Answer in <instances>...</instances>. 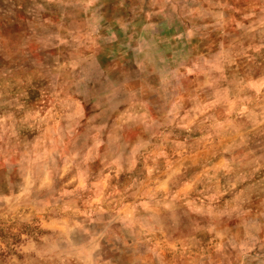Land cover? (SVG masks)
I'll return each mask as SVG.
<instances>
[{
  "label": "rangeland",
  "instance_id": "1",
  "mask_svg": "<svg viewBox=\"0 0 264 264\" xmlns=\"http://www.w3.org/2000/svg\"><path fill=\"white\" fill-rule=\"evenodd\" d=\"M0 264H264V0H0Z\"/></svg>",
  "mask_w": 264,
  "mask_h": 264
}]
</instances>
